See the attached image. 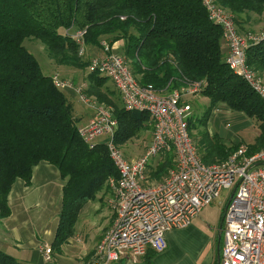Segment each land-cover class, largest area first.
<instances>
[{
	"label": "trees",
	"instance_id": "obj_1",
	"mask_svg": "<svg viewBox=\"0 0 264 264\" xmlns=\"http://www.w3.org/2000/svg\"><path fill=\"white\" fill-rule=\"evenodd\" d=\"M214 1L232 15L240 35L264 17V0ZM79 30L86 46L122 40L120 56L140 85L159 90L205 81L201 97L208 104L202 119L187 120L189 135L205 126L220 104L255 122L259 135L247 145L249 153L264 148V101L228 68L221 28L209 19L201 0H0V217L10 215L8 194L15 181L28 184L39 163L55 167L64 184L54 251L72 237L84 204L107 190L109 178L118 177L106 145H87L71 100L22 44L25 38L38 40L56 65L85 70L88 61L78 56L71 36ZM245 56L249 69L264 78V38L248 45ZM86 80L87 96L114 108L117 146L151 124L145 112L124 110L116 89H102L107 78L89 72ZM206 141L198 154L207 165L220 163L238 146H228L216 135ZM171 167L172 157L166 154L154 168L149 165L148 177L159 181ZM155 255L147 250L144 262ZM0 264L24 263L0 250Z\"/></svg>",
	"mask_w": 264,
	"mask_h": 264
},
{
	"label": "built area",
	"instance_id": "obj_2",
	"mask_svg": "<svg viewBox=\"0 0 264 264\" xmlns=\"http://www.w3.org/2000/svg\"><path fill=\"white\" fill-rule=\"evenodd\" d=\"M209 19L222 31L227 48L228 68L239 75L264 101V84L246 64L245 49L264 38V33L240 35L231 14L218 7L214 0H201ZM83 30L71 36L84 56ZM102 53L90 57L88 71L107 78L120 95L126 111L149 115L152 137L143 155L126 160L114 143L116 120L104 104L89 102L94 116L90 125L79 128L89 147L99 143L102 133L117 178H109L111 190L108 205L113 221L97 244L94 253L79 264H119L124 256L138 262L147 250L156 254L167 248L166 234L185 228L201 209L217 198L222 190L234 189L222 213V236L218 264H264V148L249 153L244 143L223 161L204 164L188 132L191 99L201 96L205 81L187 82L161 93L152 85H140L118 54L109 45L100 43ZM55 86L64 81L52 77ZM78 87L77 89H81ZM227 129L231 125H224ZM99 143V144H100ZM170 154L173 167L159 181H151L148 167L159 156ZM155 166V165H154ZM153 166V168H154ZM45 264H52V250L44 245L41 252Z\"/></svg>",
	"mask_w": 264,
	"mask_h": 264
},
{
	"label": "crops",
	"instance_id": "obj_3",
	"mask_svg": "<svg viewBox=\"0 0 264 264\" xmlns=\"http://www.w3.org/2000/svg\"><path fill=\"white\" fill-rule=\"evenodd\" d=\"M258 23L264 24V17L252 25ZM111 46L117 47V52L121 53L123 41L117 40ZM96 51L99 52V48L88 49L89 53ZM64 67L58 65L53 75L59 74L65 78L63 75L67 73L69 77L74 79L71 72L62 69ZM72 78L69 79L73 80ZM65 94L76 97L72 90H66ZM220 107L221 110L226 108L225 106ZM227 110L229 109L226 108L224 111L227 113V117L240 121L244 120L243 114L237 112L230 114V110ZM91 114L90 111L89 118L85 121L90 119ZM81 121H83L82 117L80 123ZM212 121L217 123L220 119L219 117H214V119L211 117L208 122ZM32 173L28 184L17 180L10 189L8 195L10 215L4 218L0 217V250L12 254L15 259L24 264H45L40 252L44 245L51 248L52 238H54L58 223L64 181L59 176L60 172L45 162L35 166ZM103 191L102 193H100L101 191L97 192L91 200L84 204L77 217L72 237L60 246L58 252L52 250V253L57 255L55 263L79 264L94 253L97 244L110 228L114 218L113 211L108 205L110 192L108 189L107 193L106 189ZM226 191H229L226 199L216 200L215 212L209 209L204 212L201 209L199 214L191 219L187 227L168 232L166 234L167 248L164 252L159 253L161 254L159 259L155 257L154 262L161 259L167 264H170L172 260L176 262V253H180L183 257L181 262L176 264H218L223 245L222 213L231 192H233L232 188ZM208 205L203 208L206 209ZM123 259H126L125 264L144 262V256L138 262L130 260L127 256H124L121 261Z\"/></svg>",
	"mask_w": 264,
	"mask_h": 264
},
{
	"label": "rangeland",
	"instance_id": "obj_4",
	"mask_svg": "<svg viewBox=\"0 0 264 264\" xmlns=\"http://www.w3.org/2000/svg\"><path fill=\"white\" fill-rule=\"evenodd\" d=\"M233 24H235L234 20H233ZM245 29H246V31L243 32V35H246L247 32L251 33V34H261L262 32L264 33V24L258 23L257 25H251V27L245 28ZM22 44L29 51V53H32L35 56V58L37 59L39 65H40V68H41V71L43 74L50 75L53 77L56 76L59 80L66 82L65 86L62 88L63 91L64 90L65 91L66 90H72V92L76 95V97H71V96H67V97L69 98V100H71V103L73 105L74 115L77 118H81V117L83 118V121H81V123L78 122L77 126H79V128H85V130H86L90 125L89 124L90 119L94 116V113H93L94 109L90 106L89 103L84 104V101L81 100V96L85 95V97L87 98V100H89V102L94 101L96 104H99L94 99H90L89 96H87L86 92H84L86 90V88H88V82L86 80V76L89 73L88 69H85V70L76 69V68H72V67H68V66H65L64 68H62L64 70H66L67 72H71L72 75L74 76V79L72 77H69L67 73H66V75H63V77H65L66 79L62 78L61 75H59V74L53 75L56 72L55 70H56V68H58V65H56L54 60L49 57L47 50L43 46V43H41L40 41L35 40L33 38H25ZM108 45H109L110 51L112 53H115L118 55L123 54L122 51H121V53L117 52V50H118L117 47H114V46L112 47L111 44H108ZM89 48H91V49L99 48V52L96 51V52H90L89 53L88 52ZM96 48L93 46H86L85 45L84 56H83L85 59H83V61L87 62L90 59V57H93L92 55H96V56L101 55V53H102L101 46L99 45ZM83 57H81V58H83ZM85 67L88 68V63H87V66H85ZM69 78H72L73 80H71ZM260 78L264 84V78H262V77H260ZM78 87H82V88L77 89ZM101 87L103 90H104V87H106L110 91L111 90L116 91L114 86L112 85V83L109 80L107 82H104L103 85H101ZM171 89L172 88H170V87H168V88L165 87L164 89H159V91L161 93H168ZM99 90H101V89L99 88ZM156 90H158V89H156ZM66 94H67V92H66ZM102 104L108 106L111 109V114H112L113 109H114L113 106L108 105L105 102H102ZM207 104H208L207 100H205V98L203 99V97H201V96L196 97L195 99H191V115L189 116V118L191 117L192 119H190V120L196 123L200 119H202V117L200 118V116L203 115L202 112L207 107ZM220 106H223V105L219 104L217 107H215L213 110H211V112L209 114L210 119H211V117H212V119H214V117L215 118L219 117L220 121H218L217 123H215L214 121H212V122L207 121V124L205 126H197L191 132L190 135H191V137L195 143L197 152H199L198 150L201 149V144H203V142H205V143L208 142V141H206V139L207 138L209 139V135L210 136L216 135L218 139H220L224 144H227L228 146H231V145L236 146L239 143H244L246 145H250V144H254L256 142V139L258 138L257 136L259 135V130H258L257 126H255V124H254L255 122L253 120L247 118V117H245L244 120H242V121L227 117V113H224L226 108H225V110L224 109L221 110ZM90 111L92 113L91 114L92 116L90 117V119L85 121V119L89 118ZM227 111H229V110H227ZM229 113L231 114V113H236V112L231 111ZM215 115H217V116H215ZM210 119H208V120H210ZM84 121H85V123H82ZM227 123L229 125H231L229 129L224 127V125H226ZM145 126L146 127L143 128V130L136 133V135L134 137H132L128 141L124 142L123 144L118 145L119 151L121 152V154L124 156V158L126 160H132V159L139 157L140 155H143L147 146L149 145V143L151 141V137H152V132H151L152 127H151L150 123L149 124L147 123V125L145 124ZM105 138H106V136L104 134L102 135V133H101L97 138L99 140L97 142L100 143ZM165 155L166 154L159 156L158 160L162 159L163 156H165ZM152 165L153 166L156 165L155 160L152 162ZM106 186H107L108 191L110 192L109 198L113 197V196H111V190H110V187L108 186L107 182L104 185V187H106ZM228 192L226 190H222L219 194V198H215L210 203V205H208V207H206V209L202 208V211L205 212V210L209 209L210 211L213 210L215 212L216 208H217V203H215L216 200L218 199V201H219L221 199L223 200V198L226 199ZM100 193H102V191ZM103 209H104V207H103ZM202 219H203V217H202ZM51 250H52V248H51ZM55 252H58V251H55ZM7 255L13 257L12 254L10 255V253H8ZM51 255H52V261H53L52 264H58L57 262L56 263L54 262L57 260V257H56L57 255L55 253H51ZM155 257H157L159 259V257H161V254H156ZM155 257H153L150 260L149 264H167V263H164V261H162V259L154 262ZM166 257H168V256H166ZM182 257L183 256L180 253H176V262L174 260H172L170 262V264H176L178 262L180 263ZM125 260L126 259H123L120 262V264H125L124 263ZM138 264H146V263L143 261H140Z\"/></svg>",
	"mask_w": 264,
	"mask_h": 264
},
{
	"label": "water",
	"instance_id": "obj_5",
	"mask_svg": "<svg viewBox=\"0 0 264 264\" xmlns=\"http://www.w3.org/2000/svg\"><path fill=\"white\" fill-rule=\"evenodd\" d=\"M232 191L234 192V189H233ZM233 192H231V195L233 194ZM231 195H230V196H231Z\"/></svg>",
	"mask_w": 264,
	"mask_h": 264
}]
</instances>
